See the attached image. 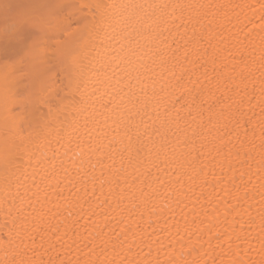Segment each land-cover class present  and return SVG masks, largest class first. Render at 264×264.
I'll return each mask as SVG.
<instances>
[{
    "label": "snow or ice",
    "instance_id": "snow-or-ice-1",
    "mask_svg": "<svg viewBox=\"0 0 264 264\" xmlns=\"http://www.w3.org/2000/svg\"><path fill=\"white\" fill-rule=\"evenodd\" d=\"M255 196L264 264V0H0V264H257Z\"/></svg>",
    "mask_w": 264,
    "mask_h": 264
},
{
    "label": "bare ground",
    "instance_id": "bare-ground-1",
    "mask_svg": "<svg viewBox=\"0 0 264 264\" xmlns=\"http://www.w3.org/2000/svg\"><path fill=\"white\" fill-rule=\"evenodd\" d=\"M233 3H240L243 2V0H232ZM250 2H255V0H250ZM251 27V26H250ZM247 31V29H245ZM256 112L259 113V108L256 109ZM209 180L211 181V177H209ZM197 194H199L200 189L198 188ZM219 191V189H217ZM205 194L212 192L211 183L204 188ZM67 194V193H65ZM185 203H188L187 201ZM181 207H184V205H181ZM247 208L248 213L251 214L253 217H257V225H251L249 223H246L245 221L248 220V216L245 215L243 220L237 222L234 227L236 228V231L241 234V240L237 243L239 244L240 248V254L241 256H244L246 259H251L253 261H257V264L259 260L261 259L259 255V227H258V213L260 210V204H259V196H255V198H251L248 200V202L244 206ZM191 204L188 203V207L184 208L186 212L190 211ZM177 213H179V209H177ZM179 219V215L176 217ZM0 223H3V216L0 214ZM84 222L81 221V224ZM163 223V221H161ZM79 228V226H77ZM83 231V229H80ZM148 231H151V229H148ZM250 234V235H249ZM39 239V237H37ZM84 251H87L86 249ZM245 253L247 254L245 256ZM78 255V253H72L68 258H75V256ZM209 264H212L211 258L209 259ZM216 264H220V258L216 257Z\"/></svg>",
    "mask_w": 264,
    "mask_h": 264
}]
</instances>
